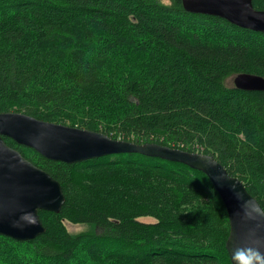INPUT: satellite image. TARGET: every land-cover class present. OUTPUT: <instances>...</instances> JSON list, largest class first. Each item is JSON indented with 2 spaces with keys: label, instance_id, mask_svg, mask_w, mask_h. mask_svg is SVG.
Listing matches in <instances>:
<instances>
[{
  "label": "trees",
  "instance_id": "trees-1",
  "mask_svg": "<svg viewBox=\"0 0 264 264\" xmlns=\"http://www.w3.org/2000/svg\"><path fill=\"white\" fill-rule=\"evenodd\" d=\"M244 73L264 77V34L182 0H0V113L212 155L264 210V92L229 84ZM4 140L65 204L39 211L34 240L0 236V264H232L204 173L140 154L67 164Z\"/></svg>",
  "mask_w": 264,
  "mask_h": 264
},
{
  "label": "water",
  "instance_id": "water-1",
  "mask_svg": "<svg viewBox=\"0 0 264 264\" xmlns=\"http://www.w3.org/2000/svg\"><path fill=\"white\" fill-rule=\"evenodd\" d=\"M192 14L219 17L242 29L264 34V11L253 0H182ZM234 86L264 92V77L239 74ZM4 137L34 149L53 161L76 164L121 154H140L180 163L204 173L220 195L230 221L226 248H259L264 252V210L244 183L212 155L189 152L157 143L138 144L63 124L40 121L24 113H0V236L31 241L45 233L39 211L60 213L65 204L61 184L36 167ZM251 255V253H249Z\"/></svg>",
  "mask_w": 264,
  "mask_h": 264
},
{
  "label": "clouds",
  "instance_id": "clouds-1",
  "mask_svg": "<svg viewBox=\"0 0 264 264\" xmlns=\"http://www.w3.org/2000/svg\"><path fill=\"white\" fill-rule=\"evenodd\" d=\"M251 253V255H249ZM233 264H264V252L259 248L236 249L231 253Z\"/></svg>",
  "mask_w": 264,
  "mask_h": 264
},
{
  "label": "rangeland",
  "instance_id": "rangeland-1",
  "mask_svg": "<svg viewBox=\"0 0 264 264\" xmlns=\"http://www.w3.org/2000/svg\"><path fill=\"white\" fill-rule=\"evenodd\" d=\"M162 2L168 4L169 3V0H162ZM229 84H233V81L230 80L229 81ZM142 221H145V222H155V219L154 218H151V217H144V218H141ZM67 228L69 230V232L71 233H79V232H82L84 230H86V226L85 225H73V224H67Z\"/></svg>",
  "mask_w": 264,
  "mask_h": 264
}]
</instances>
